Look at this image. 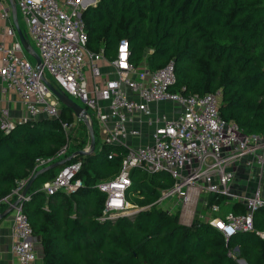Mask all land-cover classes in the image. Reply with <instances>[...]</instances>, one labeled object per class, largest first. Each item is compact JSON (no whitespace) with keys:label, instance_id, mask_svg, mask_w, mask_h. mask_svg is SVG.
Returning a JSON list of instances; mask_svg holds the SVG:
<instances>
[{"label":"trees","instance_id":"obj_1","mask_svg":"<svg viewBox=\"0 0 264 264\" xmlns=\"http://www.w3.org/2000/svg\"><path fill=\"white\" fill-rule=\"evenodd\" d=\"M82 19L89 51L113 62L125 40L135 67L152 72L173 62L174 91L219 92L220 117L246 135L264 137V0H98L82 12ZM60 119L72 122L73 115L61 107ZM78 125L85 129L82 122ZM92 127L94 151L67 163L81 162L76 175L81 187L72 194L47 196L41 187L58 175L60 166L39 175L21 202L41 242L42 260L36 264H239L238 259L264 264V241L254 232L226 240L206 222L186 226L178 213L158 207L162 190L174 185L164 172L148 175L132 169L126 200L133 198L144 208L100 221L106 196L96 185L119 174L126 149L99 145L94 121ZM65 145L57 119L16 123L7 133L0 128V214L8 207L4 199L17 201V184H27L46 167L33 174L37 158H52L53 164L84 149L80 142L58 158ZM229 210L244 213L238 202ZM253 224L264 231V206L255 211ZM235 248L236 258L230 255Z\"/></svg>","mask_w":264,"mask_h":264},{"label":"built area","instance_id":"obj_2","mask_svg":"<svg viewBox=\"0 0 264 264\" xmlns=\"http://www.w3.org/2000/svg\"><path fill=\"white\" fill-rule=\"evenodd\" d=\"M94 1L11 0L12 7L22 16L32 48H36L41 61L39 69L35 61L24 56L18 40L9 48L0 47L3 55L0 91L3 94L14 92L26 112L17 123L40 118L59 120L66 145L57 157L66 155L73 129L84 120L75 115L72 122L60 119L62 105L44 84L42 77L45 78L46 73L52 79L51 82L45 78L51 85L71 100L78 99L84 104L85 107H81L86 110L88 121L96 124L103 145L126 149L119 174L96 185L106 196L100 221L131 215L129 208L132 206L126 200L131 186L130 172L141 168L148 175L164 172L174 180L173 187L162 191L156 203L173 212L162 205L176 198L174 204L180 206L176 212L183 225L189 226L199 220L208 223L226 240L238 232H254L264 241V231H256L253 224L255 211L264 206L259 188L250 196L238 198L230 192L233 167L237 163L256 166L259 179L264 178L263 137L246 135L236 123L220 117L219 92L186 95L183 89L174 91L173 62L152 72L145 66L135 67L129 62L125 40L119 43L113 62H108L101 52L89 51L82 12L95 5L97 0ZM8 16V9H3L0 17L7 19ZM8 35H14L12 29L8 30ZM102 62L112 69V76L99 85L96 79L102 75ZM87 69L93 78L91 85L86 79ZM159 104H171L174 113L162 111L157 108ZM15 124L6 112H0V128L4 132H9ZM141 125L149 128V141L131 145V140L142 137ZM52 162V158H37L33 174ZM80 168L79 161L65 164L52 181L43 185L42 191L47 196L76 192L81 187L80 180L76 179ZM25 185L24 181L17 184L13 193L17 200ZM211 196L215 200L224 196L237 199L244 213L228 211L220 217V206L208 204ZM2 203L8 205L7 209L12 205L6 199ZM12 214L15 264H34L37 254L28 218L21 206Z\"/></svg>","mask_w":264,"mask_h":264},{"label":"crops","instance_id":"obj_3","mask_svg":"<svg viewBox=\"0 0 264 264\" xmlns=\"http://www.w3.org/2000/svg\"><path fill=\"white\" fill-rule=\"evenodd\" d=\"M3 9H8L9 11V16L7 19H2L0 17V47L4 48H9L15 41H19L15 26L17 25L20 30L25 34V39L27 43L32 46V43L29 40L28 34L26 32V26L24 24V21L22 19V16L18 9H14L11 5V2L9 0H0V15L2 13ZM13 12H15V17H13ZM12 29L14 32L13 36L8 35V30ZM24 56L29 58L30 56L23 50ZM23 55V54H20ZM2 52H0V67L2 66ZM102 67V75L101 77L97 78L96 81L99 83V85H102L103 82L108 79L109 77L112 76L111 72L112 69L104 62L100 63ZM86 79L89 85L93 83V78L90 74V71L87 69L85 72ZM97 83V84H98ZM0 89H1V83H0ZM62 107V106H61ZM166 107H169L167 109ZM155 108V107H154ZM157 108L161 109L162 111H165L167 113L172 114V106L171 104H159ZM4 111L7 113V117L12 121V122H20L25 116V108L21 104L19 98L16 96L14 92H7L5 94L1 93L0 91V112ZM72 115L74 116L73 112L71 111ZM43 119V118H40ZM96 126V124H95ZM79 127L77 125L72 133L75 131V129ZM93 128V127H92ZM97 128V126H96ZM141 131H142V137L138 139H133L131 140L130 144L131 145H143L148 143V133H149V128L146 127V125H141ZM98 132V144H102V136L97 128ZM264 141V137H263ZM234 171V180L230 184V192L234 194L235 196L238 197H245V196H250L255 189L258 187L259 188V194L262 200H264V178L259 179L258 175V169L256 166L252 165L251 167H247L244 165L243 162L237 163L233 167ZM44 185V184H43ZM43 187V186H42ZM41 187V190H42ZM28 195V193H27ZM26 195V196H27ZM213 197V196H212ZM224 198V202L222 205L217 203V200H214V202L210 203L208 199V204H217L220 206V213L225 212V214L229 211L230 206L233 203H236L238 200L229 198L227 196L220 197ZM224 205H228L226 208L228 209L227 211L222 208ZM241 206V205H240ZM202 209H199V212H201ZM171 213H178V212H171ZM223 214V215H225ZM179 215V214H178ZM221 217V216H220ZM224 217V216H223ZM12 218L13 214L11 213V216L4 217L0 219V264H15V258L12 253ZM199 221V220H198ZM179 222L181 223L180 219ZM203 222V221H202ZM182 224V223H181ZM187 226V225H186ZM33 242L37 254V260L34 264L40 263L42 260V247H41V242L38 237H35L33 235ZM234 254H239V249L235 248L233 249ZM238 263L244 261L243 259H238ZM245 262V261H244ZM246 263V262H245ZM247 264V263H246Z\"/></svg>","mask_w":264,"mask_h":264},{"label":"water","instance_id":"obj_4","mask_svg":"<svg viewBox=\"0 0 264 264\" xmlns=\"http://www.w3.org/2000/svg\"><path fill=\"white\" fill-rule=\"evenodd\" d=\"M9 1L11 2V0H9ZM13 17H15V12H13ZM15 29H16V32H17V35H18V38H19V42H20L23 50L30 57L33 58V60L35 61L36 66L39 69H41V61H40V58H39L38 54L27 43V41L25 39V34L20 30V28L17 25L15 26ZM42 80H43L44 84L46 85V87L48 88V90H50L51 93L59 100V102L61 103L62 107H64L66 110H71L75 116L83 118V120H84L83 123L85 124V126H86V128L88 130L89 139H90V145H89V148L86 149V150L78 151L75 154H73V156H71L69 158L63 159V160H61L59 162L53 163V164H51L49 166H46L45 168H42L41 170H39L31 178V180H29L27 182V184L25 185L24 189L20 193V199L17 200L15 203H13L5 212L0 214V219L4 218L8 214L12 213V211L16 207L21 206V202L27 197L26 195H27L28 191L30 190V187H31L32 183L34 182V180L39 175H41L42 173H44V172H46L48 170L55 169V168L60 167V166H64L65 164H67L75 156H83V155L90 154L95 149L94 132H93L92 124L87 119L86 110L84 108H82L80 105H78L77 103H75L73 100L68 98L63 92L59 91L57 88H55L53 85H51L45 78L42 77ZM239 264H246V263L244 261H242V262H239Z\"/></svg>","mask_w":264,"mask_h":264},{"label":"rangeland","instance_id":"obj_5","mask_svg":"<svg viewBox=\"0 0 264 264\" xmlns=\"http://www.w3.org/2000/svg\"><path fill=\"white\" fill-rule=\"evenodd\" d=\"M97 1H98V0H97ZM94 2H96V0H95ZM94 2H91V5H93ZM33 48H34V47H33ZM35 50H36V48H35ZM29 59H30L32 62H34V60H33L32 57H30ZM45 78H46L48 81H51V82H52L51 77H50L48 74H46V73H45ZM98 82H99V81H98ZM98 82H97V83H98ZM73 101H74L75 103H77L78 105H80V106H82V107H85L84 104H83L80 100H78V99H73ZM166 108L169 109V107H166ZM70 111H71V110H70ZM172 113H174V112H172ZM83 124H84V123H83ZM84 126H85V124H84ZM80 142H83V143H84V147H83L84 149H83V150H86V149L89 148V145H90V139H89V134H88V130H87L86 126H85V129H84L82 126L77 127V128L75 129V131L72 133V136L70 137L69 146L72 147V148H75V146H77L78 143H80ZM162 191H167V190H162ZM211 201H214V198H213V200H211ZM174 202H176V198H173V199H171V200L164 201L162 207H164V208H165V207H170V208H171V211L175 212V211H177L178 209H180V206H179V205L175 206ZM223 202H224V198H222V200H220L218 203H219L220 205H222ZM128 204H129L130 206H132V207L129 208V211L132 212L130 216L136 214L138 211H140L141 209L144 208V207H139V206L134 202V199H133V198H132L130 201H128ZM227 206H228V205H224L222 208H224V210L227 211V210H228V209L226 208ZM200 207H201V206H199L198 211H199ZM229 211H230V210H229ZM223 214H225V212H222V211H221L220 216L223 217V216H224ZM8 216H11V213L8 214L6 217H8ZM231 256H233V257L236 258V257H238V254L235 255L234 252L231 251Z\"/></svg>","mask_w":264,"mask_h":264}]
</instances>
